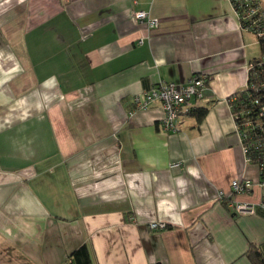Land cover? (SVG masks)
Segmentation results:
<instances>
[{
    "label": "crops",
    "instance_id": "obj_1",
    "mask_svg": "<svg viewBox=\"0 0 264 264\" xmlns=\"http://www.w3.org/2000/svg\"><path fill=\"white\" fill-rule=\"evenodd\" d=\"M258 49L231 0H0V264H67L84 243L92 264L264 257V189L232 188L259 180L230 102ZM203 72L201 122L166 131L159 101L132 112L160 78Z\"/></svg>",
    "mask_w": 264,
    "mask_h": 264
},
{
    "label": "built area",
    "instance_id": "obj_2",
    "mask_svg": "<svg viewBox=\"0 0 264 264\" xmlns=\"http://www.w3.org/2000/svg\"><path fill=\"white\" fill-rule=\"evenodd\" d=\"M242 28L254 34L261 48L260 55L249 61L247 67L246 89L251 93L252 108L242 112V124L236 122L243 149L248 162L255 164L259 169V180L249 177L234 179L232 188L235 192H249L258 183L264 189V5L262 0H231ZM138 22H145L149 27L158 26L157 18L150 16L146 10L133 12ZM207 73L192 75L187 82L174 83L164 79L150 89L144 90L133 98L134 109H146L159 101L164 109L161 127L166 131H179L181 124L194 109L193 99H204V90L208 82ZM236 96L232 97L235 100ZM235 118V117H234ZM181 162L171 164L172 168H180ZM219 197L224 198L225 193L219 192ZM238 213H254L255 208L248 202L231 204ZM162 222H152L151 229L165 228Z\"/></svg>",
    "mask_w": 264,
    "mask_h": 264
},
{
    "label": "trees",
    "instance_id": "obj_3",
    "mask_svg": "<svg viewBox=\"0 0 264 264\" xmlns=\"http://www.w3.org/2000/svg\"><path fill=\"white\" fill-rule=\"evenodd\" d=\"M258 56L252 58L251 60L256 59ZM250 95L251 93L245 87L243 90H240L236 93L235 100L231 99L230 101L232 112L235 117L234 119L239 124H242L243 122L242 112L245 109L252 108V105H251L252 97ZM208 111H209L208 106H202L198 108L194 107L192 113L195 112L198 117V121L201 122L207 115ZM263 176H264V172H263ZM246 255L252 260L253 264H264V257L262 256L260 249L256 245L251 244L250 248L246 252ZM67 264H92L88 245L84 243L80 245L78 248H76L75 250H73L69 254Z\"/></svg>",
    "mask_w": 264,
    "mask_h": 264
},
{
    "label": "rangeland",
    "instance_id": "obj_4",
    "mask_svg": "<svg viewBox=\"0 0 264 264\" xmlns=\"http://www.w3.org/2000/svg\"><path fill=\"white\" fill-rule=\"evenodd\" d=\"M263 2V5H264V0H262ZM261 53V48H260V45H259V49H258V52H257V55Z\"/></svg>",
    "mask_w": 264,
    "mask_h": 264
}]
</instances>
